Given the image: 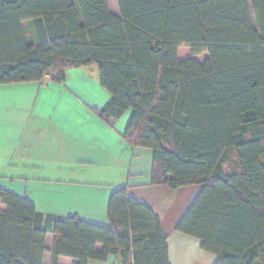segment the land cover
<instances>
[{"label": "trees", "instance_id": "1", "mask_svg": "<svg viewBox=\"0 0 264 264\" xmlns=\"http://www.w3.org/2000/svg\"><path fill=\"white\" fill-rule=\"evenodd\" d=\"M116 3L0 0V85L95 67L110 98L91 112L110 126L131 111L121 137L151 151L150 185L200 187L175 230L214 264H264V0ZM127 191L103 228L0 190V264H42L48 233L53 264H170L159 217Z\"/></svg>", "mask_w": 264, "mask_h": 264}, {"label": "crops", "instance_id": "2", "mask_svg": "<svg viewBox=\"0 0 264 264\" xmlns=\"http://www.w3.org/2000/svg\"><path fill=\"white\" fill-rule=\"evenodd\" d=\"M109 98L95 67L68 69L61 85L49 79L0 85V190L26 199L41 215L75 216L107 228L109 197L127 187L130 198L159 217L170 264H214L216 257L203 251L198 239L175 230L200 187L151 186V151L130 147L121 137L131 111L109 120L110 126L91 112ZM53 243L48 233L42 264H53ZM74 263L57 259V264ZM87 264L121 263L109 256Z\"/></svg>", "mask_w": 264, "mask_h": 264}, {"label": "rangeland", "instance_id": "3", "mask_svg": "<svg viewBox=\"0 0 264 264\" xmlns=\"http://www.w3.org/2000/svg\"><path fill=\"white\" fill-rule=\"evenodd\" d=\"M107 3H108V6H109L110 9L112 8V9H114L115 12H118L117 11V3H116V0H107ZM26 34H27V36H29L30 35V31L27 30L26 31Z\"/></svg>", "mask_w": 264, "mask_h": 264}]
</instances>
